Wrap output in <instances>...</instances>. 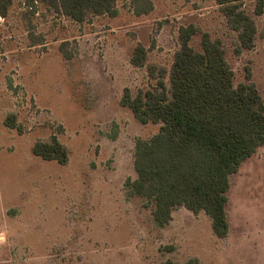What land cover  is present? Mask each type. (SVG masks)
Listing matches in <instances>:
<instances>
[{
  "label": "rangeland",
  "instance_id": "1",
  "mask_svg": "<svg viewBox=\"0 0 264 264\" xmlns=\"http://www.w3.org/2000/svg\"><path fill=\"white\" fill-rule=\"evenodd\" d=\"M117 0L115 15L77 22L42 4L15 0L0 15V264H161L196 257L201 264H264V146L230 175L229 233L217 237L209 215L184 206L158 226L154 204L128 195L137 177L136 141L160 123H141L121 104L156 80L131 63L137 45L148 61L170 67L181 26L224 44L235 85L253 82L264 101V12L255 46L237 51L235 31L216 0ZM138 7V8H137ZM249 75V76H248ZM9 113L17 125L5 124ZM55 134L69 150L61 164L32 152Z\"/></svg>",
  "mask_w": 264,
  "mask_h": 264
},
{
  "label": "trees",
  "instance_id": "2",
  "mask_svg": "<svg viewBox=\"0 0 264 264\" xmlns=\"http://www.w3.org/2000/svg\"><path fill=\"white\" fill-rule=\"evenodd\" d=\"M28 7L42 4L77 22L100 15H115L117 0H22ZM140 1L132 0L138 6ZM15 0H0V15H8ZM138 8L137 13L152 8ZM235 31L236 50L255 46L256 19L244 7V0H216ZM264 12V0H257L255 13ZM197 28L189 24L178 31V49L170 67L148 61L147 50L137 45L131 63L146 67L156 83L135 94L125 87L120 102L138 121L160 123L150 139L136 141L135 179L125 182L128 195H142L154 204L155 223L166 226L175 208L184 206L193 213L206 212L213 233H229L227 213L230 175L242 162L264 146V101L253 82L234 83V71L220 38L202 33L201 50L191 45ZM249 76V75H248ZM5 124L17 127L16 114L9 113ZM32 152L61 164L69 161V150L53 134L37 140ZM161 264H201L196 257L178 263L171 258Z\"/></svg>",
  "mask_w": 264,
  "mask_h": 264
}]
</instances>
